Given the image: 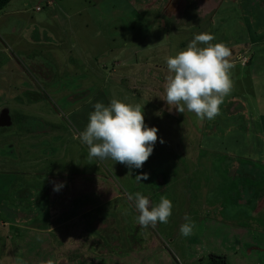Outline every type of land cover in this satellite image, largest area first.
<instances>
[{"label": "rangeland", "instance_id": "374dc122", "mask_svg": "<svg viewBox=\"0 0 264 264\" xmlns=\"http://www.w3.org/2000/svg\"><path fill=\"white\" fill-rule=\"evenodd\" d=\"M202 33L229 50L249 45L253 59L241 68L248 55L230 56L239 59L232 88L212 120L166 102L165 60ZM113 99L140 105L145 124L158 129L141 169L89 159L81 143L93 105ZM6 110L0 264H70L83 256H90L85 264L105 257L106 264H223L218 257L264 264V0H12L0 12ZM197 156L213 158L194 162ZM54 184L64 187L56 192ZM137 192L150 208L161 197L172 202L167 224L137 223L129 199ZM254 193L259 198L246 207ZM15 216L25 227H15ZM185 217L196 224L189 237L180 233ZM97 229L104 234L95 243ZM105 240V249L93 250Z\"/></svg>", "mask_w": 264, "mask_h": 264}, {"label": "clouds", "instance_id": "9594fccd", "mask_svg": "<svg viewBox=\"0 0 264 264\" xmlns=\"http://www.w3.org/2000/svg\"><path fill=\"white\" fill-rule=\"evenodd\" d=\"M214 39L212 34H198L185 50L166 59L171 74L166 84L167 104L177 105L180 113L192 112L198 119L212 120L219 115L220 105L232 88L230 69L233 65L227 59L231 52L222 43L211 44ZM93 108L85 130L80 133L81 143L88 147V158L110 159L129 169H141L158 140V129L145 124L143 108L116 99L107 106L97 102ZM159 142L164 143L163 139ZM147 179V174L136 177L138 183ZM62 187L63 184H54L53 191L58 192ZM129 199L135 201L139 213L137 223L143 228L158 222L167 224L172 215L173 204L166 197H161L159 204L151 208L148 197L139 192ZM185 220L180 233L189 237L196 224L189 217Z\"/></svg>", "mask_w": 264, "mask_h": 264}, {"label": "trees", "instance_id": "16d2710c", "mask_svg": "<svg viewBox=\"0 0 264 264\" xmlns=\"http://www.w3.org/2000/svg\"><path fill=\"white\" fill-rule=\"evenodd\" d=\"M12 0H0V12L5 8V7H7L8 5H9V3L11 2ZM220 7V6H219ZM35 32H37V33H39V31H36L35 29L33 30V33H35ZM40 32H42L41 30H40ZM44 34V33H43ZM42 33H41V36L43 35ZM48 35V33H45L44 35ZM38 40H40V39H38ZM213 146H215L214 144H211L210 145V148L211 147H213ZM193 154V153H192ZM199 154H201V153H199ZM204 155L206 156L207 155V153H204ZM209 156H211V155H209ZM201 158H203V159H206V160H211L213 157H200V156H197V160H198V162L199 163H203V159L202 160H200ZM240 161V159H238L237 160V163L238 164H250V163H244V162H247V161H243V162H241ZM211 163V162H210ZM237 171H238V173L241 171V168L238 170L237 169ZM238 173H237V175H238ZM249 174H251V172H248ZM236 175H234V177H235ZM237 177V176H236ZM245 181V180H244ZM248 190H250L249 188H248V186L246 187ZM238 196H239V194H238ZM153 198V197H152ZM259 197L258 196H256V194L254 193V196H251V199L249 200V203H247L248 205L246 206V207H248L249 206V204L251 203V200L252 199H254V201L256 200V199H258ZM154 199V198H153ZM243 206H245V205H243ZM99 217V216H98ZM99 218H101V217H99ZM105 220V219H104ZM103 220V221H104ZM15 222V221H14ZM113 226V225H112ZM117 230H118V228H117ZM96 231H98L99 232V234H97V235H95V233H94V242L96 243V238H98L100 235H102V234H104L103 232L104 231H99V229H97ZM108 232H110V230H107ZM108 232H105V234L106 233H108ZM123 232V231H122ZM118 233H119V235H118V237L120 238L119 240H120V243H122V237H123V235H122V233L118 230ZM116 234H117V232H116ZM107 235L108 234H106V237H107ZM92 236V237H93ZM105 237V239H107ZM124 238V237H123ZM126 238V237H125ZM107 242H108V240H107ZM94 244V243H93ZM95 245H98V246H96L95 247V249H93V250H96V251H98L99 250V248H104L105 249V247L108 245V243L106 244V240H105V246H104V244H95ZM99 252V251H98ZM91 257H92V259H93V257H96V255L93 253V252H91ZM100 255H105V254H103V253H100V254H98L97 256L98 257H101ZM72 257V256H71ZM90 256H88V257H85V256H83V261H76V260H74V258L72 257V260L74 261V262H70V264H85V263H87V262H89L90 260L88 259ZM220 260H221V262L223 263V264H226V262H225V257H218ZM107 259H108V257H105V264L106 263H109V262H107ZM50 260V259H49ZM48 260V261H49ZM52 264H55V262H53ZM91 264H92V262H91ZM95 264H103V261H102V259L101 260H99V261H96L95 262Z\"/></svg>", "mask_w": 264, "mask_h": 264}, {"label": "crops", "instance_id": "0c3cea01", "mask_svg": "<svg viewBox=\"0 0 264 264\" xmlns=\"http://www.w3.org/2000/svg\"><path fill=\"white\" fill-rule=\"evenodd\" d=\"M218 8V7H217ZM40 12V11H39ZM43 32V31H42ZM41 32V33H42ZM43 34V33H42ZM45 34V33H44ZM43 34V35H44ZM230 43V42H229ZM249 49H250V46L249 45H245V46H243V45H239V46H235V48H232L231 50H230V52H231V55L230 56H232L233 55V53H234V56H236L237 55V53H239V55H241L240 53H245L246 55H248V56H246L247 57V61H246V65H241V68H247V67H250L251 66V64H252V57H250V51H249ZM235 50V51H234ZM237 52V53H236ZM249 54H248V53ZM246 57H242L241 59L243 60V61H245L246 60ZM228 60H229V63L230 64H235V63H237V61H239V59H237V57H235V58H233L234 59V61H233V63L230 61L232 58H230V57H228L227 58ZM243 61H241L242 63H243ZM165 62H166V60H165ZM233 97V99L232 98H230V100L232 99V102L231 103H233V105H234V109L235 108H237L238 107V103L239 102H237L236 100V98H235V96H232ZM229 105L227 104V105H225L224 107H222V108H225V109H222V112H224L225 113V110L227 109V108H230V107H228ZM238 112H240V113H243V110L242 109H240ZM245 112V111H244ZM221 115V114H220ZM201 126V125H200ZM205 131H207V132H210L211 131V129L210 130H208V129H205ZM210 140V139H209ZM231 158V157H233V155H231V153L228 155V158ZM230 158H229V160H230ZM196 160H197V157L196 158H193V161L194 162H196ZM233 160V159H232ZM0 205H3V204H0ZM6 212H10L9 210H6ZM15 213V211H13V214ZM1 218V217H0ZM15 221V222H14ZM4 223V222H3ZM13 224H15V225H17V226H15V227H17V228H22V227H25V226H22V224H20V221H19V217H14V219H13ZM1 225H5V224H1Z\"/></svg>", "mask_w": 264, "mask_h": 264}, {"label": "water", "instance_id": "95a60500", "mask_svg": "<svg viewBox=\"0 0 264 264\" xmlns=\"http://www.w3.org/2000/svg\"><path fill=\"white\" fill-rule=\"evenodd\" d=\"M11 124L10 116L7 110L0 113V126H9Z\"/></svg>", "mask_w": 264, "mask_h": 264}, {"label": "built area", "instance_id": "2783aa9c", "mask_svg": "<svg viewBox=\"0 0 264 264\" xmlns=\"http://www.w3.org/2000/svg\"><path fill=\"white\" fill-rule=\"evenodd\" d=\"M39 9L37 8V11H38Z\"/></svg>", "mask_w": 264, "mask_h": 264}, {"label": "flooded vegetation", "instance_id": "af4514ba", "mask_svg": "<svg viewBox=\"0 0 264 264\" xmlns=\"http://www.w3.org/2000/svg\"><path fill=\"white\" fill-rule=\"evenodd\" d=\"M2 112V111H1Z\"/></svg>", "mask_w": 264, "mask_h": 264}]
</instances>
